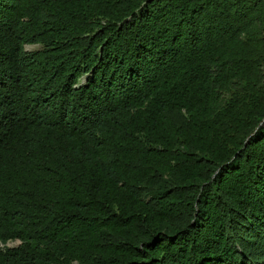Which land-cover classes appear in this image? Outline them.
<instances>
[{"label":"trees","instance_id":"1","mask_svg":"<svg viewBox=\"0 0 264 264\" xmlns=\"http://www.w3.org/2000/svg\"><path fill=\"white\" fill-rule=\"evenodd\" d=\"M0 244L264 264V0H0Z\"/></svg>","mask_w":264,"mask_h":264},{"label":"rangeland","instance_id":"2","mask_svg":"<svg viewBox=\"0 0 264 264\" xmlns=\"http://www.w3.org/2000/svg\"><path fill=\"white\" fill-rule=\"evenodd\" d=\"M39 48H40L39 45H28V46H26V50L27 51H33V50H36V49H39ZM18 244H20V242H18V241H12V242H9L7 244V246L14 247V246H17ZM0 246L3 247L4 245L3 244H0Z\"/></svg>","mask_w":264,"mask_h":264},{"label":"clouds","instance_id":"3","mask_svg":"<svg viewBox=\"0 0 264 264\" xmlns=\"http://www.w3.org/2000/svg\"><path fill=\"white\" fill-rule=\"evenodd\" d=\"M86 80H87V78H85V81H83V80H82V81L80 82V84H79V85H77V86H80V85H82L83 83H85V82H86ZM81 83H82V84H81ZM17 241L19 242V240H17ZM20 243H21V242H20Z\"/></svg>","mask_w":264,"mask_h":264},{"label":"water","instance_id":"4","mask_svg":"<svg viewBox=\"0 0 264 264\" xmlns=\"http://www.w3.org/2000/svg\"><path fill=\"white\" fill-rule=\"evenodd\" d=\"M82 84V83H81ZM19 242H21L20 240H19Z\"/></svg>","mask_w":264,"mask_h":264}]
</instances>
